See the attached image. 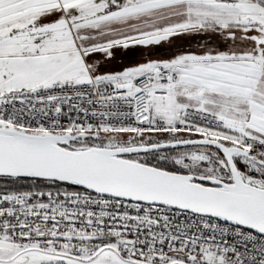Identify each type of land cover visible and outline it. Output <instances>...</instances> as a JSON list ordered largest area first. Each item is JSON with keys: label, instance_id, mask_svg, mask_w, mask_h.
Returning <instances> with one entry per match:
<instances>
[{"label": "snow or ice", "instance_id": "obj_1", "mask_svg": "<svg viewBox=\"0 0 264 264\" xmlns=\"http://www.w3.org/2000/svg\"><path fill=\"white\" fill-rule=\"evenodd\" d=\"M0 264H264V0H0Z\"/></svg>", "mask_w": 264, "mask_h": 264}, {"label": "crops", "instance_id": "obj_2", "mask_svg": "<svg viewBox=\"0 0 264 264\" xmlns=\"http://www.w3.org/2000/svg\"><path fill=\"white\" fill-rule=\"evenodd\" d=\"M163 51H164V50H161V52H160L159 54H163Z\"/></svg>", "mask_w": 264, "mask_h": 264}]
</instances>
